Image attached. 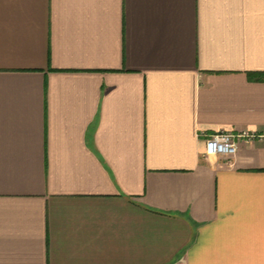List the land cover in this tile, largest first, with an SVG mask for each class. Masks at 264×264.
<instances>
[{
  "label": "crops",
  "instance_id": "0c3cea01",
  "mask_svg": "<svg viewBox=\"0 0 264 264\" xmlns=\"http://www.w3.org/2000/svg\"><path fill=\"white\" fill-rule=\"evenodd\" d=\"M250 73L264 0H0V264H264Z\"/></svg>",
  "mask_w": 264,
  "mask_h": 264
},
{
  "label": "built area",
  "instance_id": "2783aa9c",
  "mask_svg": "<svg viewBox=\"0 0 264 264\" xmlns=\"http://www.w3.org/2000/svg\"><path fill=\"white\" fill-rule=\"evenodd\" d=\"M248 132L240 134L231 132H217L206 137L205 154L207 156H231L238 150V139L242 137H251Z\"/></svg>",
  "mask_w": 264,
  "mask_h": 264
},
{
  "label": "trees",
  "instance_id": "16d2710c",
  "mask_svg": "<svg viewBox=\"0 0 264 264\" xmlns=\"http://www.w3.org/2000/svg\"><path fill=\"white\" fill-rule=\"evenodd\" d=\"M251 77L257 78V79H264V73H250Z\"/></svg>",
  "mask_w": 264,
  "mask_h": 264
}]
</instances>
